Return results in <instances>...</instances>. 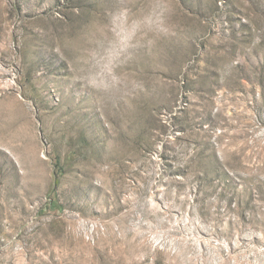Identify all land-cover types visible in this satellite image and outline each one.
<instances>
[{
    "label": "rangeland",
    "instance_id": "obj_1",
    "mask_svg": "<svg viewBox=\"0 0 264 264\" xmlns=\"http://www.w3.org/2000/svg\"><path fill=\"white\" fill-rule=\"evenodd\" d=\"M0 264H264V0H0Z\"/></svg>",
    "mask_w": 264,
    "mask_h": 264
}]
</instances>
